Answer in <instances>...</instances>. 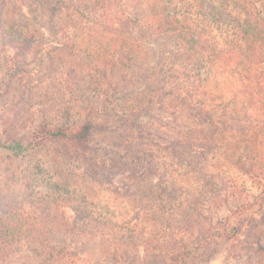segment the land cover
<instances>
[{"label":"rangeland","instance_id":"obj_1","mask_svg":"<svg viewBox=\"0 0 264 264\" xmlns=\"http://www.w3.org/2000/svg\"><path fill=\"white\" fill-rule=\"evenodd\" d=\"M55 1V28L26 9L24 20L2 17L6 35L10 26L28 22L38 43L27 52L0 40V227L21 226L14 243L1 244L0 264H164L190 242L161 229L167 221L183 223L179 213L173 218L158 211L167 191H160L156 174L166 166L158 170L144 156L126 160L137 152V140L120 132L122 108L146 88L126 85L121 69L103 55L111 37H128L149 56H137L132 70L138 72L163 48L140 40L136 25L123 28L125 0L116 6L111 0ZM129 1L132 13L142 9ZM190 3L182 0L183 10ZM67 37L73 51L64 46ZM66 112L69 123L90 117L116 129L92 136L86 152L58 142L32 148L34 129L60 125ZM146 120L134 117L130 125L136 129ZM139 236L151 240L143 245ZM237 247L222 243L206 256L196 251L183 264H240ZM61 248L63 255L52 257Z\"/></svg>","mask_w":264,"mask_h":264},{"label":"trees","instance_id":"obj_2","mask_svg":"<svg viewBox=\"0 0 264 264\" xmlns=\"http://www.w3.org/2000/svg\"><path fill=\"white\" fill-rule=\"evenodd\" d=\"M133 1L142 9L132 13L125 0L123 28L136 25L140 40L163 52L138 72L132 70L137 56H149L128 37H111L103 55L121 69L126 85L146 88L139 101L122 108L120 132L137 140V152L126 160L144 156L158 170L166 166L156 174L160 191H167L158 211L173 218L179 213L183 223L167 221L161 229L190 242L164 264H183L196 251L206 256L234 242L240 264H264V0H191L188 10L182 0H143L145 8ZM23 9L55 28L58 1L0 0V40L29 52L38 43L29 23L10 26L8 35L2 25L7 15L22 19ZM66 40L73 51L75 43ZM142 116L146 122L132 128L131 118ZM61 121L34 129L30 146L58 142L86 152L92 136L116 129L90 117L69 123L68 112ZM20 227H0V250L15 242ZM139 238L143 245L151 240Z\"/></svg>","mask_w":264,"mask_h":264}]
</instances>
